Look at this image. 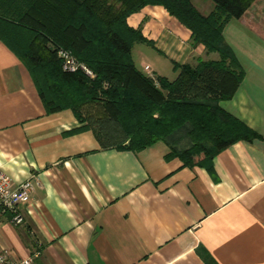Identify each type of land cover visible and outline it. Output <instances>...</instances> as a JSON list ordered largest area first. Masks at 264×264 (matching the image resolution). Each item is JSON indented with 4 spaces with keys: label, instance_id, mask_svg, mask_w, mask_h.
Segmentation results:
<instances>
[{
    "label": "crops",
    "instance_id": "1",
    "mask_svg": "<svg viewBox=\"0 0 264 264\" xmlns=\"http://www.w3.org/2000/svg\"><path fill=\"white\" fill-rule=\"evenodd\" d=\"M208 15L211 0H191ZM153 45L136 44L135 66L174 81L176 64L216 60L160 5L127 18ZM244 72L220 106L258 135L239 140L212 167L167 159L158 141L139 151L100 146L71 110L47 114L34 81L0 39V172L33 179L24 222L0 217V248L31 264H264V0L223 29Z\"/></svg>",
    "mask_w": 264,
    "mask_h": 264
},
{
    "label": "trees",
    "instance_id": "2",
    "mask_svg": "<svg viewBox=\"0 0 264 264\" xmlns=\"http://www.w3.org/2000/svg\"><path fill=\"white\" fill-rule=\"evenodd\" d=\"M256 0H211L203 15L191 0H0V39L28 69L47 114L71 110L104 149L139 151L158 141L167 159L212 167L219 152L258 137L219 104L236 93L244 72L223 29ZM147 5L163 6L216 60L176 64L174 81L143 74L134 64L136 44L153 45L127 18ZM85 65L63 69L59 50Z\"/></svg>",
    "mask_w": 264,
    "mask_h": 264
},
{
    "label": "built area",
    "instance_id": "3",
    "mask_svg": "<svg viewBox=\"0 0 264 264\" xmlns=\"http://www.w3.org/2000/svg\"><path fill=\"white\" fill-rule=\"evenodd\" d=\"M59 57L62 59L63 69L68 72H76L83 70L87 75L93 77V73L83 64H80L70 52L66 50L58 51ZM148 75L157 82L155 76L148 65L145 66ZM35 189L33 179H27L17 185L12 183L10 177L0 172V217L5 214H11L10 222L14 225H20L24 222L23 215L19 212L18 206L21 204H30L32 194ZM33 257L23 260H14L8 257V251L0 248V264H31Z\"/></svg>",
    "mask_w": 264,
    "mask_h": 264
}]
</instances>
